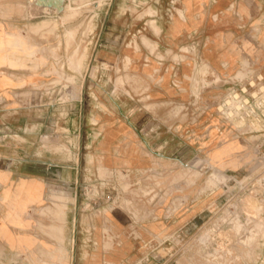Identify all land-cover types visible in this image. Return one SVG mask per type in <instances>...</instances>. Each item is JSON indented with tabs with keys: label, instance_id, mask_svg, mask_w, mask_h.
<instances>
[{
	"label": "rangeland",
	"instance_id": "1",
	"mask_svg": "<svg viewBox=\"0 0 264 264\" xmlns=\"http://www.w3.org/2000/svg\"><path fill=\"white\" fill-rule=\"evenodd\" d=\"M157 1L0 0V163L49 178L29 208L21 180L0 183V214L29 211L32 229L0 264H264V127L217 111L226 87L203 92L197 57L192 91L158 99L152 68L172 60L149 52Z\"/></svg>",
	"mask_w": 264,
	"mask_h": 264
},
{
	"label": "crops",
	"instance_id": "2",
	"mask_svg": "<svg viewBox=\"0 0 264 264\" xmlns=\"http://www.w3.org/2000/svg\"><path fill=\"white\" fill-rule=\"evenodd\" d=\"M160 2L161 0L156 2L155 15L150 21L153 23V35L150 40L153 49H149V52H155L151 55L156 58H170L172 64L152 68L153 77L159 79L158 99L169 101L166 105L171 106L181 95L192 91V77L196 76L197 71L194 72L191 64L185 63V59L191 57L201 59L203 66L199 72L204 74L206 80L214 79L206 83L202 81L203 92L210 88L225 89L232 82L248 77L250 70L244 67L245 59L257 55L251 54L250 48H246L244 43L253 45L254 50H264V0H168L165 4ZM103 49L113 51L110 39ZM144 50L148 52V48ZM175 56L182 59L175 62ZM240 68L245 70L242 75L236 73ZM257 70L263 72V69ZM234 73L236 74L233 77L220 76ZM8 87V81H0V93ZM16 179L21 180L23 187L19 193L28 208L47 200L46 183L49 178L46 174H18L12 165L0 163V183L9 187ZM10 194L13 195V190ZM76 204L77 200L75 205L72 201L71 209H76ZM0 217L5 219V224L0 225V248L6 253L9 250L28 248L32 232L29 211L15 215L14 211L4 209ZM18 218H22L23 225H20ZM69 224L70 237L73 239L77 229V217L72 210ZM71 249L74 250V245H71Z\"/></svg>",
	"mask_w": 264,
	"mask_h": 264
},
{
	"label": "built area",
	"instance_id": "3",
	"mask_svg": "<svg viewBox=\"0 0 264 264\" xmlns=\"http://www.w3.org/2000/svg\"><path fill=\"white\" fill-rule=\"evenodd\" d=\"M246 78L229 84L225 96L217 97L214 104L225 118L235 119L239 114H244L241 119L247 118L251 122L249 129L254 130L257 126L264 127V73L257 69L250 70Z\"/></svg>",
	"mask_w": 264,
	"mask_h": 264
},
{
	"label": "bare ground",
	"instance_id": "4",
	"mask_svg": "<svg viewBox=\"0 0 264 264\" xmlns=\"http://www.w3.org/2000/svg\"><path fill=\"white\" fill-rule=\"evenodd\" d=\"M54 28L56 29V27H54ZM55 32H56V31H55ZM47 33H48V32H47ZM48 35H49V34H48ZM50 35H51V34H50ZM67 35H68V34H67ZM67 35H66V36H67ZM68 37H69V36H68ZM0 39H1V38H0ZM68 45H69V44H68ZM68 50H69V49H68ZM84 50H85V49H84ZM79 58H80V57H79ZM20 60H21L20 63L22 64V66H24V65H23V62H22L23 59H20ZM10 62H11L12 64H16V63H15V62H16V58H10ZM120 98H121V97H120ZM123 98H124V97H123ZM109 137H110V136H109ZM113 138H115V137H113ZM113 138H110V139H113ZM115 139H116V138H115ZM249 139H250V138H249ZM255 139H256V138H255ZM109 141H110V140H109ZM118 141H119V140H118ZM246 142H247V141H246ZM109 143H110V142H109ZM118 145H119V144H118ZM122 147H123V146H122ZM127 147H128V146H127ZM133 147H134V146H133ZM248 147H249V146H248ZM133 150H134V148H133ZM137 150H138V149H137ZM137 150H136V151H137ZM241 150H242V149H241ZM141 151H142V149H141ZM130 152H131V151H130ZM133 152H134V151H133ZM136 153H137V152H136ZM145 153H146V152H145ZM134 157H135V156H134ZM198 162H199V161H198ZM205 162H207V161H205ZM212 165H213V164H212ZM213 166H214V165H213ZM199 168H200V167H199ZM218 174H219V173H218ZM190 175H191V174H190ZM190 175H189V176H190ZM219 175H220V174H219ZM184 176H185V175H184ZM220 176H221V175H220ZM217 179H218V178H217ZM223 180H224V178H223ZM210 181H211V180H210ZM218 181H219V180H218ZM261 183H262V182H261ZM212 184H213V183H212ZM212 184H210V185H212ZM215 184H216V183H215ZM213 185H214V184H213ZM259 185H260V184H259ZM215 186H216V185H215ZM211 187H212V186H211ZM207 189H208V188H207ZM204 190H205V189H204ZM213 191H214V190H213ZM206 194H207V193H206ZM203 195H204V194H203ZM186 198H187V197H186ZM186 198H185V199H186ZM173 199H174V198H173ZM197 199H198V197H197ZM197 199H196V200H197ZM161 200H162V199H161ZM163 200H164V199H163ZM171 201H172V200H171ZM178 201H179V200H178ZM191 202H192V201H191ZM193 202H194V201H193ZM215 202H216V201H215ZM177 203H178V202H177ZM187 203H188V202H187ZM177 206H178V204H177ZM179 206H180V205H179ZM185 207H186V206H185ZM252 207H253V206H252ZM254 207H255V206H254ZM254 207H253V208H254ZM207 208H208V207H207ZM48 210H49V209H48ZM255 210H256V209H255ZM175 211H176V210H175ZM258 213H259V212H258ZM159 218H160V217H159ZM237 227H238V226H237ZM261 230H262V229H261ZM261 230H260V231H261ZM237 233H238V232H237ZM240 234H241V233H240ZM253 234H254V233H253ZM238 236H239V235H238ZM254 240H256V239H254ZM220 242H221V241H220ZM249 248H250V247H249ZM227 249H228V248H227ZM246 251H247V250H246ZM238 255H239V254H238ZM220 257H221V256H220ZM250 257H251V256H250ZM221 260H222V259H221ZM224 260H225V259H224ZM250 261H251V260H250ZM221 264H222V263H221Z\"/></svg>",
	"mask_w": 264,
	"mask_h": 264
},
{
	"label": "water",
	"instance_id": "5",
	"mask_svg": "<svg viewBox=\"0 0 264 264\" xmlns=\"http://www.w3.org/2000/svg\"><path fill=\"white\" fill-rule=\"evenodd\" d=\"M39 3H40V0H37V5H39ZM49 5H51L52 7H57V8H59V9H61L62 8V0H58V2L57 3H52V4H49Z\"/></svg>",
	"mask_w": 264,
	"mask_h": 264
}]
</instances>
